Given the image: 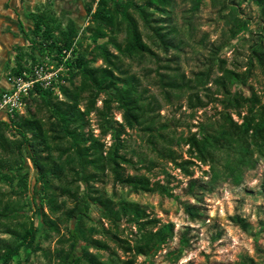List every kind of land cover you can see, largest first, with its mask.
<instances>
[{
  "label": "trees",
  "instance_id": "trees-1",
  "mask_svg": "<svg viewBox=\"0 0 264 264\" xmlns=\"http://www.w3.org/2000/svg\"><path fill=\"white\" fill-rule=\"evenodd\" d=\"M191 1L198 8L203 0ZM218 1L229 9L231 36L242 32L251 36L246 37V61L228 66L227 60L218 55L228 46L224 43L216 46L210 61L191 77L171 64L161 65L166 72L157 71L167 103L185 96L191 118L203 110V117L189 123L187 132L178 131L172 120L163 119V103L132 71L131 63H126L127 59L141 61L148 56L161 59L150 42L165 52L182 49L184 40L173 21L177 0H85L89 22L83 30L73 17L57 14L49 4L30 13L33 26L29 44L16 48L11 75H24L50 57L57 65H65L69 77H62L64 82L59 84L62 96L54 88L36 85L25 112L0 115V182L13 185L19 178V184L31 194L28 205L41 212L43 236L61 234L54 252L44 250L50 261L137 264L138 257L144 256L140 264H149L147 258L175 237L174 222L163 221L147 206L96 186L108 176L114 183L136 191L174 198L190 221L206 223L212 220L206 195L215 193L226 182L241 185L247 171L257 168L259 158L264 157V0ZM244 2L258 8L260 22L255 29L251 28V17L240 11ZM188 23L190 26L191 21ZM121 34L124 37L120 40ZM91 37L106 41L93 47L87 44ZM69 51L71 55L66 57ZM99 59L101 64H97ZM241 89L246 93L242 94ZM93 113L99 133L92 128ZM134 129L143 131L154 157L144 151H134L138 160L129 156L125 136ZM29 162L36 173L27 182ZM161 162L172 164L187 178L183 187L187 200L175 193L172 182L176 177L166 166L161 167L164 179L153 178ZM203 165L209 169H202ZM197 167L202 171L198 177ZM92 206L98 210V219L91 213ZM23 208L21 200L8 197L0 187V221L6 226L2 232L9 235L0 238L1 264H16L24 248L43 250L36 242L40 229L34 219L21 222L20 227L14 224ZM231 219L245 229L251 225L240 215ZM62 221L74 223L67 224L64 234ZM192 230L188 226L179 233L178 247L169 250L174 260L192 247ZM221 237L222 232H217L212 239ZM92 249L107 251L108 257ZM241 264L259 263L246 255Z\"/></svg>",
  "mask_w": 264,
  "mask_h": 264
},
{
  "label": "rangeland",
  "instance_id": "rangeland-1",
  "mask_svg": "<svg viewBox=\"0 0 264 264\" xmlns=\"http://www.w3.org/2000/svg\"><path fill=\"white\" fill-rule=\"evenodd\" d=\"M47 4L52 5L57 14L73 17L80 30H83L89 22L84 8L85 0H55ZM240 9L241 13L251 17L253 21L251 28L255 29L258 22H260L257 6L250 2H244ZM228 13L229 9H225L223 3L218 0H203L198 8L193 6L191 0H177L173 13V21L179 28L180 36L184 40L182 49H171L165 52L157 43L150 42V45L159 53L161 59L148 56L141 61L139 59L126 60V63H131L132 71L142 77L143 83L149 88L150 93H154L163 103L161 109L163 119L172 120L178 131L187 132L189 123H196L199 117H203V110H200L195 118H191V110L185 106V96L180 98V100H174L173 103H167L164 99L162 88L158 83L157 71L166 72L167 69L162 68L161 65L171 64L172 67H180L181 71H184L188 77H191L196 71L202 70L205 64L210 61L208 59L214 53L216 46L224 43H228V46L223 48L218 55L227 60L228 66L232 67L245 62L248 55V39L246 40V37L251 36L248 32H242L233 38L227 22L229 19ZM66 17L63 18L64 22L66 21ZM189 21H191L190 26L188 25ZM140 23L141 25L143 24L141 19ZM143 30L146 33L144 28ZM123 37L124 34H121L120 40ZM104 41H106V38L91 37L87 40V44L96 47ZM110 49L115 50L112 45H110ZM101 63L102 60L99 59L97 64ZM44 64L50 70L58 67L57 71L61 69V75L58 80L59 84L64 82V78L62 79V77H69V72L65 65H57L50 57L44 59ZM218 73L219 71L215 67L214 75ZM254 81L260 88L259 80L255 79ZM57 92L62 96L60 91ZM241 92L242 94L246 93L243 89H241ZM29 99L30 95L26 97V103ZM101 104L102 102L99 101L98 105ZM25 110L26 106L24 112ZM212 111L211 109L209 110L210 113ZM115 114L117 119L121 120V114L118 111ZM91 117L92 128H94L96 133H99L97 116L93 113ZM193 130H196V128H193ZM125 137L129 143V156H133L134 160H138L139 156L134 151H144L150 157H154L147 147L143 131L140 129L129 130ZM106 139L109 141L110 136H107ZM161 163L162 165L153 171V178L164 179L165 175L161 172V167L166 166L176 177L172 182L175 193L180 194L182 200H187L188 197L183 195V187L186 186L187 178L178 169H174L172 164ZM28 164L29 179L26 180L27 182L33 180L36 173L32 162ZM202 169L208 170L209 166L203 165ZM144 171L142 170V172ZM10 173L13 174V172ZM156 173H158L157 176ZM201 175V168L197 167L195 176ZM205 178L207 179L208 177ZM18 181L19 178H16L13 185L0 182V187L7 192L8 197L14 200H21L22 205L24 204L23 211L15 219L14 224L16 226L20 227V223L23 221L35 220L36 226L40 229L36 242L39 243L43 250L33 251L24 248L21 251V255L16 258L15 263L56 264L55 259L49 260L44 250L54 252V248L60 245L59 238L61 234L52 232L49 238L43 236L44 226L41 220V212H35L28 205L31 194ZM96 186L105 189L109 194L113 193L118 198L137 201L147 206L154 215L163 221L175 223V237L163 249L147 258L149 264H241L243 257L246 255L253 257L259 264L264 263V157L259 158L257 168L247 171L241 185H233L226 182L215 193L206 195L207 211L212 218L211 221L207 220L206 223L190 221L182 204L174 198L136 191L129 186L114 183L110 176L106 178L104 183H96ZM13 188L15 191L12 190ZM69 205H72L71 201H69ZM48 209L45 206V210ZM91 213L94 218H99L96 207H91ZM234 215H240L242 218H245L251 224L250 227L245 229L242 225L234 223L231 219ZM2 223L3 221H0V238H8L9 235L2 232L6 228ZM67 224L74 225L71 221H62L60 224L62 234L65 233ZM188 226L193 229L189 235L192 247L183 251L179 259L174 260L175 257L170 254L171 251L169 250L178 247L179 233ZM217 232H222V237L213 240L212 236ZM110 244L114 247L112 242ZM92 250L100 252L103 258L108 257L107 251ZM119 253L125 257L122 251H119ZM144 260V256H139L137 264H140Z\"/></svg>",
  "mask_w": 264,
  "mask_h": 264
},
{
  "label": "crops",
  "instance_id": "crops-1",
  "mask_svg": "<svg viewBox=\"0 0 264 264\" xmlns=\"http://www.w3.org/2000/svg\"><path fill=\"white\" fill-rule=\"evenodd\" d=\"M52 1L0 0V94L12 87L9 77L16 65V48L29 44L33 26L30 13Z\"/></svg>",
  "mask_w": 264,
  "mask_h": 264
},
{
  "label": "built area",
  "instance_id": "built-area-1",
  "mask_svg": "<svg viewBox=\"0 0 264 264\" xmlns=\"http://www.w3.org/2000/svg\"><path fill=\"white\" fill-rule=\"evenodd\" d=\"M70 55L71 52L69 51L66 57ZM58 68L50 70L43 63L36 65L32 71L24 75H10L9 80L12 87L0 94V113L5 116H14L17 112L23 113L26 106L25 99L36 85L59 91L58 80L61 69L57 71Z\"/></svg>",
  "mask_w": 264,
  "mask_h": 264
}]
</instances>
